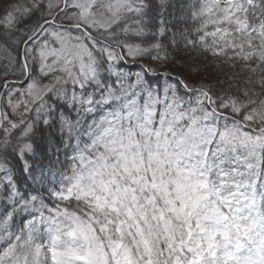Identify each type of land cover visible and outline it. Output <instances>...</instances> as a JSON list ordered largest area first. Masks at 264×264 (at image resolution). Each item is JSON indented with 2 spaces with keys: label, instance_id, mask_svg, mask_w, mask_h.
<instances>
[{
  "label": "snow or ice",
  "instance_id": "snow-or-ice-1",
  "mask_svg": "<svg viewBox=\"0 0 264 264\" xmlns=\"http://www.w3.org/2000/svg\"><path fill=\"white\" fill-rule=\"evenodd\" d=\"M0 57V264H264V0H0Z\"/></svg>",
  "mask_w": 264,
  "mask_h": 264
},
{
  "label": "rangeland",
  "instance_id": "rangeland-1",
  "mask_svg": "<svg viewBox=\"0 0 264 264\" xmlns=\"http://www.w3.org/2000/svg\"><path fill=\"white\" fill-rule=\"evenodd\" d=\"M205 64H207V62H205ZM207 68H208L207 72L203 73L202 77H196L197 80H200L201 78H204L207 81H211V82L215 83V80L217 78L223 79L225 73H229L230 74L232 71L237 70V69H235V70L230 69L227 66H225L223 69H219V68H217V66L215 64L207 65ZM181 71L182 70H179V72H181ZM8 80L9 81H14L15 79H8ZM16 81H18V78L16 79ZM12 86L17 88V89H20L21 88V83L17 82V83H15ZM224 86L227 87V84L225 83ZM3 89H1L0 93H3V92L6 91V90L3 91ZM16 99H21V97H16ZM14 119H15V117H14ZM58 140H59L58 136L50 138L49 134H47V137L45 139L44 145L41 146V148H40L41 151H39V152H46L48 154V156L53 157V158L56 155H59L60 159L64 160L66 155H71V150L69 149L67 152H65L64 146L59 144ZM57 150H59V151H57Z\"/></svg>",
  "mask_w": 264,
  "mask_h": 264
},
{
  "label": "trees",
  "instance_id": "trees-1",
  "mask_svg": "<svg viewBox=\"0 0 264 264\" xmlns=\"http://www.w3.org/2000/svg\"><path fill=\"white\" fill-rule=\"evenodd\" d=\"M176 2H177V0H173V3H176ZM170 11H172V10L170 9ZM6 64H7V61L4 60L2 57H0V91H1V89H3L2 88L3 87V83H4L3 75H4V72L6 71V68H5V65ZM173 67L176 68V72L173 73L174 75L175 74H179L180 73L179 70H182V69H180V67L178 65L173 66ZM8 71H9V74L7 76V80L8 79H15L16 80L17 77L14 76V75H12L10 70H8ZM235 71L238 72L239 70L237 69ZM47 134H48L47 131H45L43 134H41L40 132H37V135H36V143L38 145V152L41 151L40 148H41V146L44 145V142H45V139L47 137ZM9 151H11V149H9ZM17 175H19L18 167H17Z\"/></svg>",
  "mask_w": 264,
  "mask_h": 264
},
{
  "label": "water",
  "instance_id": "water-1",
  "mask_svg": "<svg viewBox=\"0 0 264 264\" xmlns=\"http://www.w3.org/2000/svg\"><path fill=\"white\" fill-rule=\"evenodd\" d=\"M17 82L20 83L19 81H17ZM17 82H16V83H17ZM4 90H5V89H3V91H4Z\"/></svg>",
  "mask_w": 264,
  "mask_h": 264
}]
</instances>
